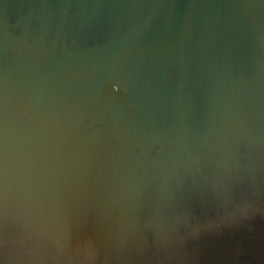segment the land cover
<instances>
[{
    "label": "water",
    "instance_id": "water-1",
    "mask_svg": "<svg viewBox=\"0 0 264 264\" xmlns=\"http://www.w3.org/2000/svg\"><path fill=\"white\" fill-rule=\"evenodd\" d=\"M0 264H264V0H0Z\"/></svg>",
    "mask_w": 264,
    "mask_h": 264
}]
</instances>
